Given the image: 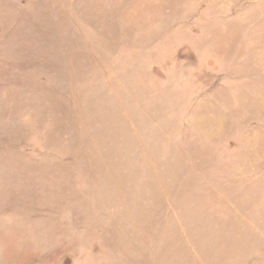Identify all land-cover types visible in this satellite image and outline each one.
Listing matches in <instances>:
<instances>
[{
    "label": "rangeland",
    "instance_id": "rangeland-1",
    "mask_svg": "<svg viewBox=\"0 0 264 264\" xmlns=\"http://www.w3.org/2000/svg\"><path fill=\"white\" fill-rule=\"evenodd\" d=\"M0 264H264V0H0Z\"/></svg>",
    "mask_w": 264,
    "mask_h": 264
}]
</instances>
